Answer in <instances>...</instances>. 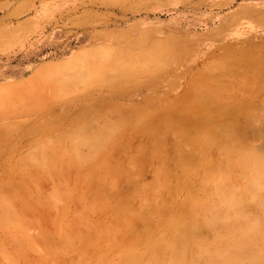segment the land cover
Instances as JSON below:
<instances>
[{
	"label": "rangeland",
	"instance_id": "obj_1",
	"mask_svg": "<svg viewBox=\"0 0 264 264\" xmlns=\"http://www.w3.org/2000/svg\"><path fill=\"white\" fill-rule=\"evenodd\" d=\"M263 147L264 0H0V264H211L173 211L207 221Z\"/></svg>",
	"mask_w": 264,
	"mask_h": 264
},
{
	"label": "bare ground",
	"instance_id": "obj_2",
	"mask_svg": "<svg viewBox=\"0 0 264 264\" xmlns=\"http://www.w3.org/2000/svg\"><path fill=\"white\" fill-rule=\"evenodd\" d=\"M105 56L107 57V55H105ZM115 70H117V68ZM86 71H89V70H86ZM79 75L81 76L80 73H79ZM221 87L222 86H220V88ZM223 88H225V87L223 86ZM215 89L217 90V87L213 86V91H216ZM223 92L224 91L222 89V93ZM214 94L216 95V92H214ZM236 96H237V94L234 95V99H233V95L228 96L227 98H225V101H226V99L230 101L229 98H231V97L233 100H235L237 98ZM222 97H224V96L222 95ZM239 98L240 97H238V99ZM216 99H217V97L215 98V100ZM232 99H231V101H232ZM218 106L220 108V104H217L216 107H218ZM226 106H228V105H226ZM218 109L216 111L221 110V108L219 110ZM204 111H206V110H204ZM204 118H206V117H204ZM204 118H202V119H204ZM86 120H87V118H86ZM232 123H233V121H232ZM87 126L89 127L88 124H87ZM196 127H198V126H196ZM6 129L7 128H5L4 130H6ZM220 129H221V131L219 130L216 133L208 131V129H207L206 133H203V136L205 138L207 145L210 147L215 146L214 150L218 149L216 147L218 145H220V143L222 144V143H224L225 140H228V139L232 138V136H234L233 133L235 132V129L233 128L231 123H230V125L229 124L225 125V123H223V125L221 124ZM195 130H197V129H195ZM217 130H218V128H217ZM204 132H205V130H204ZM256 132H257V130H256ZM110 133H109L108 138H110V136L113 137V135H110ZM101 136H102V134H101ZM101 136H98V144H96L94 146V148H93L94 150H97V151H98V149L100 150V147L103 144V143L101 144V142H103ZM255 137H257V135H255ZM173 139H174V137H173ZM188 139H189V141H192L190 138H188ZM185 149H187V148L185 147ZM94 150H92V151H94ZM213 153L215 154V151ZM241 157L243 159V163L246 166H249L254 171L253 176L250 177L251 179L249 178L250 180H249V184H248L247 188L245 190L237 189L232 184L233 178H231V181H228L226 183H224V182L222 183L220 181L221 183H219V185H218V195H219L218 203L212 207L206 208V213H207V215L209 214L208 218L206 219L207 221L202 222V221L192 219L191 217L188 216V214H186L184 208L173 211L174 215L172 217V226H174V229L176 230L178 236H180L182 238L181 243L183 244L185 250L189 251V249H191V247H192L191 244L196 243V242L197 243L201 242L199 247L201 248V251L209 253L210 258L212 257L211 258V264H264V250H262V249L257 250L256 247H254V246L249 247L247 245L248 243L253 241V239L255 238V236L258 232L264 234V219L262 221V218L260 217V220L262 223L259 222L260 221L259 220L256 223L252 224L250 222V220L248 219V213H247V212H249L248 210L251 208V206H250V208H248L249 207L248 205H250L254 201H259L261 204H264V197L262 196L263 192L261 191L262 188H264V160L258 154L251 155L250 153L249 154L244 153ZM80 162H81V160H80ZM133 165H135V164L133 163ZM229 167H230V163L224 162L222 168L218 169L217 175H220V177L225 176L226 175L225 170L228 169ZM151 185H150V187H151ZM144 189H146V188L144 187ZM147 195H149V194H147ZM150 197H151V194H150ZM152 199H153V197H152ZM161 200H164V199L161 198ZM157 201H159V199ZM165 203L166 202L164 200V204ZM1 207L4 210H6L7 213H9L8 212L9 208L7 210L4 207V202L1 203ZM155 207H157V206H155ZM250 210H252V209H250ZM249 213H251V211ZM252 213H254V212H252ZM48 214H51V213H48ZM254 215H255V213H254ZM144 219L146 220V218L142 219L143 223L144 222L147 223L146 222L147 220L145 221ZM199 219H200V217H199ZM143 223L141 224V226L138 225L139 228L140 227L142 228V230L144 229V227L142 226ZM148 225H150V224H148ZM134 231H133V236H134V233L138 230H136L135 232ZM210 233L211 234L215 233V235L218 236V238L220 239V242L218 243V245L209 247L211 249H207L206 247L209 246L208 245L209 240L207 239V235ZM83 234H85V233H83ZM60 241H61V242H59L60 245L64 244V242H66V240H64V242H63V240H61V239H60ZM66 245H67V243H65L62 247L66 248ZM158 247L159 246L156 244L151 245V249L154 252L158 249ZM240 249H243L244 251L240 252ZM92 263H94V262L92 261ZM138 264H146V261H142ZM178 264H191V263L189 261L185 260V261L178 263Z\"/></svg>",
	"mask_w": 264,
	"mask_h": 264
}]
</instances>
